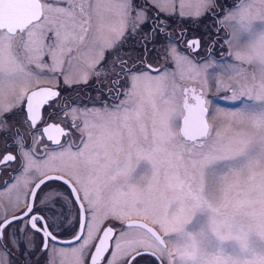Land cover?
<instances>
[{"label": "snow or ice", "instance_id": "snow-or-ice-1", "mask_svg": "<svg viewBox=\"0 0 264 264\" xmlns=\"http://www.w3.org/2000/svg\"><path fill=\"white\" fill-rule=\"evenodd\" d=\"M217 7V0H0L7 144L0 168L15 165L14 182L0 188L13 209L9 219L0 207V264H17L13 249L30 258L37 240L48 264H137L144 251L153 264H264V0H233L222 17ZM177 12L217 15L229 29L228 51L196 60L199 40L180 48L169 37L174 47L154 70L146 55H120L144 24L161 35L168 23L160 14ZM153 42L144 41L146 53ZM106 52L118 61L111 71ZM65 63L77 78L62 71ZM57 73L68 86L95 76L110 99L94 111L59 107ZM185 78L193 86L179 82ZM221 95L233 108L220 110ZM54 104L49 123L42 110ZM65 232L71 240L61 239Z\"/></svg>", "mask_w": 264, "mask_h": 264}, {"label": "rangeland", "instance_id": "rangeland-1", "mask_svg": "<svg viewBox=\"0 0 264 264\" xmlns=\"http://www.w3.org/2000/svg\"><path fill=\"white\" fill-rule=\"evenodd\" d=\"M142 3V0H141ZM217 3L221 7H217L215 12L218 14L219 17H222L226 10L229 8V6L232 5L233 0H217ZM155 9H152L150 11V14H155ZM161 18L166 19L168 23V29L167 32H164L161 35H154L150 32V28L152 26V22L149 21L148 23L143 25V30L139 32L134 39H131V46L133 51V58L136 59L137 57H140L141 59L144 58V56H147V64L145 67L151 66V69L160 68L165 63V50H171L172 47H174L173 44L168 43V38L170 37L172 41H179V47L184 48L186 46V42L189 39H199L201 42L200 50H199V56H196V60H200L201 58L207 56L209 54L208 46L210 42L215 38L218 37L222 38L223 48H222V55H224L228 49L225 45L224 39L227 36V33L229 29L223 25L221 22L220 24L223 25V30L220 29L219 34L217 35V30L214 27L216 18L218 20L217 15L212 14H205L203 17L196 19V18H185L182 19L178 15V12L176 15L173 16H166L164 13H161ZM147 34V35H146ZM149 40L153 41V43L148 44L147 46V53L144 50V41ZM145 53V55H144ZM75 55V53H74ZM222 55H218L216 57H220ZM168 65L167 67L169 69L174 68V65L171 62V58H168ZM49 63L51 61L49 60ZM227 63V61H225ZM103 65L105 68H108L106 63L103 62ZM82 67V65H81ZM62 71L64 72H71L70 78H76L78 75V70L76 68L69 69L68 64L65 63L62 66ZM49 76H52L53 74L49 73L47 74ZM55 76L61 77L63 75H60L59 73L55 74ZM221 74L219 72L215 73V77L219 78ZM64 77V76H63ZM101 79L104 77V73L101 72L100 74ZM65 79V78H64ZM179 79V78H178ZM226 79V78H225ZM184 86H193L192 82L187 80L185 78L184 80L179 81ZM198 88V85H197ZM217 89L213 86L210 89H208L209 97H214L216 95ZM102 105L104 103L103 100H101ZM215 104L219 106L220 110H229L233 108V105L229 103L227 100L223 98V95H221L220 99H217L215 101ZM99 107H96L98 109ZM94 108L90 109V111L96 110ZM10 123V122H9ZM136 219V218H133ZM132 235H136L135 230H131Z\"/></svg>", "mask_w": 264, "mask_h": 264}, {"label": "flooded vegetation", "instance_id": "flooded-vegetation-1", "mask_svg": "<svg viewBox=\"0 0 264 264\" xmlns=\"http://www.w3.org/2000/svg\"><path fill=\"white\" fill-rule=\"evenodd\" d=\"M214 27L217 29L223 30V25L220 24L216 18ZM218 39V37H215L208 46V51H213L214 55H222V38L221 43L217 44L215 46V49L212 48V44L214 41ZM125 54H130L133 58V51L131 46V39L124 45L123 51L120 53L121 56ZM145 55V53H144ZM134 59V58H133ZM46 61L49 62V60L46 57ZM108 67V69L111 71V65L118 61L115 60V53L112 52H106L104 61ZM83 66V65H82ZM118 71V69H117ZM79 75V73H78ZM77 75V77H78ZM76 77V78H77ZM75 79V78H71ZM109 79H113L111 75H109ZM102 80V79H101ZM57 83V80H52L51 84L48 83H42V87H51ZM99 81L96 79L95 76H90L87 83H73L71 86H68L65 84V79L63 76L58 77V85L55 90L59 92V98L57 101V104L59 107H74L79 105L80 111H84L85 107L90 111V109L93 108V105H96V107H100V103H102L101 100L105 101L110 99L108 96L104 95L108 91V85L107 83L101 84L98 86ZM115 94V93H113ZM103 96V99H100L99 97ZM57 104H54L52 108H49L48 106H45V109L42 110V115L44 119L48 120L49 123L55 122L56 117L52 116V118L49 120V113L53 112V109L55 108L56 111H59V107H57ZM21 117L19 115L9 117V122H19ZM43 125H41L42 127ZM74 139L76 143L79 142V133L74 134ZM7 143H11V141H8ZM29 145L31 146V140H29ZM45 143H47L45 138ZM39 148L38 154H42L43 145H38ZM7 150V144L5 141L0 138V154L4 153ZM13 167H3L0 168V188H3L4 182L12 180L14 182V177L12 175ZM31 202V201H29ZM0 207L8 208L9 210V219H11V215L13 214V209L9 206L8 201L6 198L0 199ZM69 207H71L69 205ZM54 211H59L58 208L54 209ZM136 220V219H133ZM9 232L11 229L8 230ZM62 240H71L72 239V233L71 232H65L64 235L61 237ZM37 249L34 253L31 254L30 258L23 255L24 249L22 248L19 253L13 249V254L15 256V259L17 261V264H48L49 260V253L48 252H41L39 248V240H37ZM147 253H143L142 255L137 257V264H153V257L148 251H144ZM57 264H59V258H57Z\"/></svg>", "mask_w": 264, "mask_h": 264}, {"label": "water", "instance_id": "water-1", "mask_svg": "<svg viewBox=\"0 0 264 264\" xmlns=\"http://www.w3.org/2000/svg\"><path fill=\"white\" fill-rule=\"evenodd\" d=\"M194 40H198V39H194ZM189 41H191V40H189ZM134 222H141V221H138V220H134ZM144 253H147V252H144Z\"/></svg>", "mask_w": 264, "mask_h": 264}]
</instances>
